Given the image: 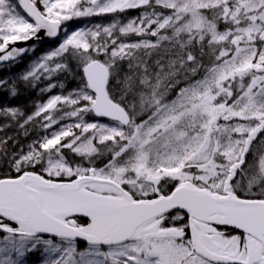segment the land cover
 Listing matches in <instances>:
<instances>
[{"label": "snow or ice", "instance_id": "obj_1", "mask_svg": "<svg viewBox=\"0 0 264 264\" xmlns=\"http://www.w3.org/2000/svg\"><path fill=\"white\" fill-rule=\"evenodd\" d=\"M42 30L0 77L40 94L0 102V264H264V0H0V67Z\"/></svg>", "mask_w": 264, "mask_h": 264}, {"label": "trees", "instance_id": "obj_2", "mask_svg": "<svg viewBox=\"0 0 264 264\" xmlns=\"http://www.w3.org/2000/svg\"><path fill=\"white\" fill-rule=\"evenodd\" d=\"M139 10H137L138 12ZM130 14H136L134 13H130ZM107 18H101V17H92V18H81V19H77V20H73L69 23V27L72 30H75L79 27H87L90 26L92 24H96V23H106ZM58 42H52V43H41L38 44L36 49L37 52L34 53L32 56H29L27 54V56L25 57V59H23L22 61H19L15 66H3L0 67V77H12L16 74H19L20 72H22L23 70H25L27 67L30 66L32 60L35 58V55L37 54H43L44 52H47L53 48L57 47ZM79 82V78L77 77L76 79L70 80L68 82V87L69 88H73L75 87ZM57 91V89H54L53 92L55 93ZM40 99V94L38 91L32 90L29 92H25L23 96H21L19 99L13 98L12 100H8V98L5 96H0V102H3L4 100L6 102H9L11 105H24L26 107L27 111H31L32 108L34 107V103L35 101H38ZM17 105V106H18ZM251 153L249 154V159H251ZM99 163V161H98ZM36 257L32 258V264H35L36 261Z\"/></svg>", "mask_w": 264, "mask_h": 264}, {"label": "water", "instance_id": "obj_3", "mask_svg": "<svg viewBox=\"0 0 264 264\" xmlns=\"http://www.w3.org/2000/svg\"><path fill=\"white\" fill-rule=\"evenodd\" d=\"M39 35L42 37L41 40H39V41H29V42H28V45H31L32 43H36V45H37L38 43H41V42H53V41H56V40L59 38V36H57V37H52V38L47 37L46 35H44L43 30L41 31V33H40ZM24 46H25V45H19V47H24ZM26 54H27V53H26ZM26 54H25V56H26Z\"/></svg>", "mask_w": 264, "mask_h": 264}, {"label": "rangeland", "instance_id": "obj_4", "mask_svg": "<svg viewBox=\"0 0 264 264\" xmlns=\"http://www.w3.org/2000/svg\"><path fill=\"white\" fill-rule=\"evenodd\" d=\"M72 29H70V31H71ZM63 36H64V34H62V36H61V38H60V41L58 42V44H57V46L60 44V42L62 41V39H63Z\"/></svg>", "mask_w": 264, "mask_h": 264}]
</instances>
